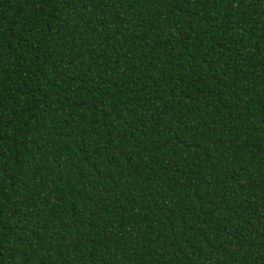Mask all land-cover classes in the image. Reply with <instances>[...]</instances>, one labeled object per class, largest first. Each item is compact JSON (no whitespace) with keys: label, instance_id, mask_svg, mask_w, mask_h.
<instances>
[{"label":"trees","instance_id":"trees-1","mask_svg":"<svg viewBox=\"0 0 264 264\" xmlns=\"http://www.w3.org/2000/svg\"><path fill=\"white\" fill-rule=\"evenodd\" d=\"M0 264H264V0H0Z\"/></svg>","mask_w":264,"mask_h":264}]
</instances>
